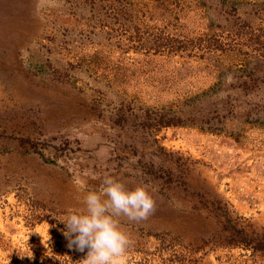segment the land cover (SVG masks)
Listing matches in <instances>:
<instances>
[{"label": "rangeland", "instance_id": "1", "mask_svg": "<svg viewBox=\"0 0 264 264\" xmlns=\"http://www.w3.org/2000/svg\"><path fill=\"white\" fill-rule=\"evenodd\" d=\"M0 264H264V0H0Z\"/></svg>", "mask_w": 264, "mask_h": 264}]
</instances>
